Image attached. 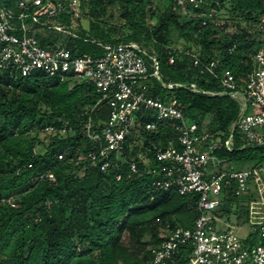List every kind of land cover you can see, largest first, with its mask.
<instances>
[{
    "label": "trees",
    "instance_id": "16d2710c",
    "mask_svg": "<svg viewBox=\"0 0 264 264\" xmlns=\"http://www.w3.org/2000/svg\"><path fill=\"white\" fill-rule=\"evenodd\" d=\"M33 1L0 0V8L14 12L9 18L16 25L12 31L16 36L24 35L20 28L24 13L25 22L31 23L43 46L62 42L75 56L90 52L100 56L106 54V45L136 42L159 63L160 78L152 76L147 82L152 94L164 100L176 98L191 120L226 138L239 115V102L228 94L195 91L191 85L222 91L219 76L226 69L237 78L246 75L252 56L264 44V27L260 29L264 26V0H185L184 6L171 0L166 7L159 6L160 12L148 7L152 0H83L82 11L89 10L84 17L96 11L105 13L107 5L115 2L125 10L122 28L99 31L94 23V36L72 27L81 14L77 20L68 0H58L64 9L59 6L55 17L38 16V23L33 19ZM20 2L28 7L19 8ZM223 9L229 17L220 24L218 12ZM149 11L157 16L154 26L146 25ZM229 23L237 33L227 32ZM57 25L64 30L55 29ZM253 29L263 37H254ZM173 30L185 38V49L198 55L197 64L192 54L173 50ZM53 35L52 45H47ZM170 52L175 56L172 64ZM146 59L153 62L149 56ZM213 61L212 71L208 66ZM153 70L150 65L149 72ZM65 80L42 71L15 77L0 70V264H152L151 249L164 240L162 227H191L198 215V195L153 186L161 164L151 142L167 147L168 138L176 137V122L152 131L148 139H127L119 155L110 150L102 156L108 144L101 135L98 112L103 110L107 119L109 108L105 102L94 107L101 97L94 84ZM170 84L174 87H168ZM146 119L152 118H143L144 123L152 122ZM49 126L56 131L42 137ZM63 127L66 132H60ZM89 132L101 138L95 141ZM236 140L239 145L237 132ZM217 153L241 169L264 166V146ZM132 162L138 173L132 172ZM47 172L53 173L54 180L41 177ZM147 232L151 239L143 242ZM127 233L136 241L129 247L124 241ZM189 252L186 246L180 247L167 264H187Z\"/></svg>",
    "mask_w": 264,
    "mask_h": 264
},
{
    "label": "built area",
    "instance_id": "2783aa9c",
    "mask_svg": "<svg viewBox=\"0 0 264 264\" xmlns=\"http://www.w3.org/2000/svg\"><path fill=\"white\" fill-rule=\"evenodd\" d=\"M178 2L182 6L186 4L185 0ZM72 5L76 7V2ZM33 6V19L37 23L40 20L38 16L55 17L60 11L59 6L64 9L58 0H34ZM27 7L26 3L20 2L19 8ZM13 14L11 10L0 8V70L14 73L15 77L42 71L61 80L73 77L94 84L101 95L94 107L105 102L109 108L101 134L108 145L101 151L102 156L110 150L121 154L127 139L143 140L139 135V128L142 129L143 125L144 129L158 130L162 125L176 122V137L168 138L167 147L151 142L156 160L161 164L157 170L160 177L153 186L166 191L174 189L181 195H198V215L191 227H163L161 238L164 240L151 249L152 264H167L180 247L185 246L190 250L187 264H264V166L238 169L233 167L228 157L217 153L249 145L264 146V44L252 56L251 69L245 76L237 78L229 71L219 76L222 91H204L191 85L195 91L211 95L228 94L239 102V115L224 138L191 120L186 115L184 104L176 98L164 100L152 94L147 82L152 76L160 78L159 63L155 56L149 55L136 42L106 45V54L100 56H75L62 42H55L52 47L43 46L31 23L25 22L24 13L20 15V28L24 35L22 38L16 36L12 33L16 25L9 18ZM79 15L75 9V18ZM55 29L64 30L61 25L55 26ZM178 50L192 54L197 59L195 64L198 63L197 54L189 49ZM170 53L169 62L172 64L175 56ZM146 56L153 62L150 63ZM150 65L154 68L153 72H149ZM215 65L213 61L208 68L212 70ZM175 86L181 84L175 83ZM145 117L156 118V121L144 123ZM91 127L90 122L88 128ZM63 129L66 132L67 128ZM236 132L241 136L239 145ZM89 135L95 141L101 138L99 134L89 132ZM90 156L95 159V155ZM59 157L62 159L63 155ZM131 170L134 174L139 172L134 162L131 163ZM41 177L54 180L51 172ZM251 181L255 183L259 200L248 204L249 231L244 236L235 232L234 228L221 231L216 225L221 214L213 211L230 198L242 197L251 189ZM237 227L242 228L241 225ZM246 237H252L248 247L242 241Z\"/></svg>",
    "mask_w": 264,
    "mask_h": 264
},
{
    "label": "rangeland",
    "instance_id": "374dc122",
    "mask_svg": "<svg viewBox=\"0 0 264 264\" xmlns=\"http://www.w3.org/2000/svg\"><path fill=\"white\" fill-rule=\"evenodd\" d=\"M65 1H67V0H65ZM170 1L171 0H152V2L148 3V7L149 8L151 7L153 10L160 12L159 6L166 7L167 5L170 4ZM73 2H76V7L75 6L71 7ZM82 2H83V0H68V2H67L68 7H71L74 10L77 9L78 15L81 14L80 15L81 17L79 20H78V18H76L78 20V23H76L75 26L76 25H78V26L73 27V28H75V30H77V29L86 30L89 32L90 36H94V35H96V33L94 32L95 30H92L94 28V25H95L94 23H96L98 25L99 31L105 30V31H110V32L112 29L122 28L121 26L125 24V18L123 17V13L125 12V10L120 5V3L115 2V3L108 4L106 7L105 13H99L96 11L95 13H93L91 15H86L84 17L83 16L84 13L86 14V12H88L89 10H88V7H86L85 11H82V8H81ZM218 14L220 16L219 23L220 24L226 23L227 17H229L228 11L223 9L220 12H218ZM156 22H157V16L156 15L153 16L151 14V11H149L147 13L146 25L147 26H154L156 24ZM243 25L246 26V23L243 22ZM263 27L264 26L260 27V29H262ZM247 28H248V26H247ZM258 29H259V27L256 28V30H258ZM124 30H126V29L124 28ZM226 30L229 34L237 33L236 32L237 30H236L235 26L233 25V23H229ZM256 30L255 29L251 30V32L253 33V36L256 38H262L263 36L258 35L256 33ZM52 31H55V30H52ZM18 36H19V34H18ZM242 36H244V33ZM20 37H22V34H20ZM55 37H56V35H53L51 40L48 39L51 44H47V45H52ZM56 41H57V39H56ZM171 45H173L172 47L176 48V49H185L187 47V42H186L185 38L181 37L176 30H173L172 31V43H171ZM88 55L95 57L96 53L90 52V53L86 54V56H88ZM227 71H229V69H226V71H224V73ZM36 73H39V72H36ZM65 81H68L70 84L71 83L76 84L77 81L81 82V80L73 78V77H68V79H66ZM98 113H100V115L102 117L98 118L97 122L100 125H102V128H103L105 125V122H106L105 112L103 110H101ZM146 121L155 122L156 118L146 119ZM208 122H209V120H208ZM206 123H207V121H206ZM51 127L49 128L48 131L44 130V132L42 133L41 136L47 137V134H45V133H48L50 131L54 132L53 129H56V128H53V127L51 128ZM62 129L60 130V132L65 131V129H63V130ZM139 129H140L139 135L143 136L144 139H148L149 134L153 133L152 131H154V130H150L147 132V130H146L145 131L146 133L144 132V134L142 135L143 130L141 128H139ZM154 133H158V132L155 131ZM219 134L221 135V137L224 136V133L223 134L219 133ZM232 165L235 168L241 169L239 167H236L235 164H232ZM244 169H247V168H244ZM250 186H251V189L247 193H245L242 197H240L237 200L232 201V202H226L227 205L225 203L220 208L213 211V213L220 212V214H221L219 217V220L216 221V225H217L218 229H220L221 231H227L230 228H234L235 232H237L239 235H243V236L249 231L250 226L248 224V204H250L251 201L259 200V194L256 191L255 183L253 181L250 182ZM213 213L211 212V214H213ZM238 225H241L242 228L239 229L237 227ZM151 236H152L151 233L147 232L144 234V236L142 237L141 240L143 242H148L151 239ZM252 237H249V238L246 237V238H244V240H242L245 246L248 247L250 245V243H251L250 241H251ZM124 241H125V245L128 247L132 246L134 244V242H136L134 240V238L130 237V234H128V233L125 234ZM149 247H150V245L147 246V248H149Z\"/></svg>",
    "mask_w": 264,
    "mask_h": 264
},
{
    "label": "clouds",
    "instance_id": "9594fccd",
    "mask_svg": "<svg viewBox=\"0 0 264 264\" xmlns=\"http://www.w3.org/2000/svg\"><path fill=\"white\" fill-rule=\"evenodd\" d=\"M164 227V226H163ZM163 227H162V230H163ZM161 234H162V232H161ZM161 234H160V237H161ZM153 248V247H152Z\"/></svg>",
    "mask_w": 264,
    "mask_h": 264
}]
</instances>
